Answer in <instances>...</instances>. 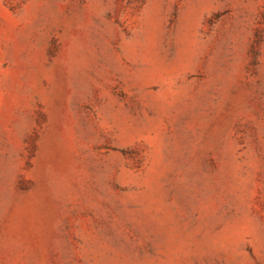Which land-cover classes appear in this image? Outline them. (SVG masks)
Returning a JSON list of instances; mask_svg holds the SVG:
<instances>
[{
	"label": "rangeland",
	"instance_id": "rangeland-1",
	"mask_svg": "<svg viewBox=\"0 0 264 264\" xmlns=\"http://www.w3.org/2000/svg\"><path fill=\"white\" fill-rule=\"evenodd\" d=\"M0 264H264V0H0Z\"/></svg>",
	"mask_w": 264,
	"mask_h": 264
}]
</instances>
